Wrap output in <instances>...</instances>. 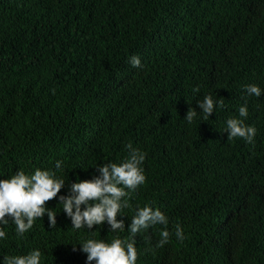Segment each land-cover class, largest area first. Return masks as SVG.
Listing matches in <instances>:
<instances>
[{"label": "trees", "instance_id": "trees-1", "mask_svg": "<svg viewBox=\"0 0 264 264\" xmlns=\"http://www.w3.org/2000/svg\"><path fill=\"white\" fill-rule=\"evenodd\" d=\"M207 95L223 107L205 120ZM229 118L256 128L253 144L227 139ZM129 143L146 181L118 214L125 229H74L59 196ZM37 169L65 181L46 205L56 227L45 215L19 237L8 218L0 264L37 249L41 264H86L83 242L127 239L145 205L171 235L157 248L164 225L138 233L136 264H264V0H0V179Z\"/></svg>", "mask_w": 264, "mask_h": 264}, {"label": "clouds", "instance_id": "clouds-1", "mask_svg": "<svg viewBox=\"0 0 264 264\" xmlns=\"http://www.w3.org/2000/svg\"><path fill=\"white\" fill-rule=\"evenodd\" d=\"M129 63L132 67H141V58L133 55ZM249 96H261V89L256 85L245 86ZM194 93L199 88L193 89ZM223 107V100L214 101L211 95L204 96L197 102L205 120L213 114L216 106ZM197 116V111L189 107L185 120L192 123ZM247 106L239 108V117L247 118ZM225 132L227 139L242 138L247 143L253 144L256 135L254 126H247L242 119L229 118L226 121ZM128 156L120 164L106 163L96 168L99 175L91 180L72 183L67 195L59 196V204L63 205V212L71 220L74 229L86 227L89 231L105 222L110 226V231L116 232L125 229L123 219H118L122 209L130 205L128 199L146 181L144 170L141 167L146 154L134 148L131 143L127 146ZM55 168L62 169V162L57 161ZM65 181L56 176V171L37 169L34 174L26 175L19 170L9 179H0V225H7L11 218L16 226V233L23 237L24 233L32 229L37 218L48 217L49 228H55L57 214L46 207L47 203L58 197ZM83 206V210H82ZM160 224L165 229L161 231V239L156 244L157 248L169 242L170 232L167 230V217L157 208L145 205L138 208L127 230L130 236L121 240L115 238L110 244L103 240L88 239L80 247V251L87 256L86 264H136L138 252L135 247L138 233ZM177 239L183 240L184 234L181 226H175ZM7 234L0 227V240L6 239ZM75 251L76 249L73 248ZM42 253L33 250L23 256H6L3 264H41Z\"/></svg>", "mask_w": 264, "mask_h": 264}]
</instances>
